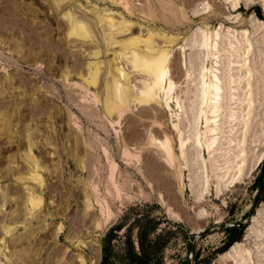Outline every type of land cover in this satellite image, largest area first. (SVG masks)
Segmentation results:
<instances>
[{"label":"rangeland","instance_id":"374dc122","mask_svg":"<svg viewBox=\"0 0 264 264\" xmlns=\"http://www.w3.org/2000/svg\"><path fill=\"white\" fill-rule=\"evenodd\" d=\"M229 4L0 0V264H134L125 242L141 257L138 228L145 264H186L206 230L191 264H243L236 243L246 264H264V191L252 209L264 175V0ZM242 31L254 82L238 88L240 110L226 84L244 58ZM216 71L224 119L246 120L251 103L254 120L245 139L241 125L222 124L213 155L205 103ZM226 166L241 170L233 183L217 180Z\"/></svg>","mask_w":264,"mask_h":264},{"label":"bare ground","instance_id":"6f19581e","mask_svg":"<svg viewBox=\"0 0 264 264\" xmlns=\"http://www.w3.org/2000/svg\"><path fill=\"white\" fill-rule=\"evenodd\" d=\"M242 0H225V2H228V3H230L229 5H230V7H231V9H232V11H236L238 8H239V6H240V2H241ZM255 0H243V2L245 3V5H248V4H252V2H254ZM243 19V18H242ZM230 20V18L228 19V21ZM232 20V19H231ZM230 20V21H231ZM235 21V20H234ZM234 21H232V22H234ZM241 21V20H240ZM237 23V22H236ZM231 24V23H230ZM233 24V23H232ZM81 27V26H80ZM76 29H77V27H76ZM219 29H221V28H219ZM74 30V29H73ZM228 31V30H227ZM240 31V30H239ZM73 32H75V31H73ZM257 32V31H256ZM202 33V32H201ZM72 34V33H71ZM75 34V33H74ZM239 35H241L243 38H244V44H243V52H242V54H243V56H244V58H243V61H242V64H238L237 66H234V67H232V69H230V70H232L233 71V69H237V71L236 72H234V73H236L237 74V78H230L229 80H228V84H226V85H228V87H227V90H228V98H229V100L227 101V105H229L231 108L230 109H236V108H240V110H241V107H242V103H238V99H236L235 98V96H237V95H240L239 93H238V88L240 87V85L243 83V86L241 87L242 88V92H240V93H244V91L246 90V92H249V91H251V89H252V81L254 82V80H253V72H254V69L253 68H251V64H250V62H246V60H248L249 59V57L252 55V52H253V50H252V45H251V43H250V41H249V39L247 38V32L246 31H242ZM196 36H197V34H196ZM200 36V35H199ZM214 36V35H213ZM221 36H219V33H218V31H217V33L215 34V37L212 39V42H213V44H210V46H209V50L211 51V52H214V54L215 55H217L218 53H219V51H221V49L222 48H220V43H223L222 41H221V39L222 38H220ZM229 37H230V35H229ZM235 36L233 35V37H232V39H233V41H230L231 43L233 42V49H234V51L237 53H239V50H240V48H241V43H240V41L238 40V39H235L234 38ZM200 39H198V37H197V43H198V45H197V47H198V49L200 50L202 47H204L205 45H209L208 44V42H209V40L205 37V36H201V37H199ZM239 38V37H238ZM251 39V38H250ZM228 40V39H227ZM224 42H225V40H224ZM194 43H195V41H194ZM196 44V43H195ZM227 44V43H226ZM225 44V45H226ZM223 45V44H222ZM229 45H231V44H229ZM227 46H228V44H227ZM254 46V45H253ZM256 46V45H255ZM196 47V48H197ZM207 47V46H206ZM230 48H231V46H230ZM232 49V48H231ZM232 49V50H233ZM197 50V49H196ZM223 50V49H222ZM198 51V50H197ZM208 51V50H207ZM224 51V50H223ZM229 51V50H228ZM206 52V51H205ZM226 52V51H225ZM204 53V52H203ZM236 53H235V55L234 56H236ZM207 54V53H206ZM220 54V53H219ZM229 55V54H228ZM203 56V55H202ZM208 56H209V54H208ZM231 56V55H230ZM238 57V56H237ZM135 58V57H134ZM140 58V57H139ZM207 58V57H206ZM214 58V57H213ZM242 58V57H241ZM208 59V58H207ZM232 59V58H231ZM240 59V58H239ZM135 60V59H134ZM216 62H215V67H216V69H219V61L218 60H220L219 59V57H218V55H217V57H216ZM242 60V59H241ZM251 60H252V58H251ZM263 60V59H262ZM204 61H207V60H203V62H200L201 63V65L203 66V65H205V63H204ZM221 61V60H220ZM133 62V61H132ZM138 62V61H137ZM237 62H238V60H237ZM263 62V61H262ZM204 63V64H203ZM138 64V63H137ZM229 64H231V62L229 63ZM228 64V65H229ZM92 65V64H91ZM132 65H133V63H132ZM232 65V64H231ZM231 65H229V67L231 66ZM252 65H254L253 64V62H252ZM259 65V64H258ZM200 66V65H199ZM134 67H136V66H134ZM142 67V66H141ZM201 67V66H200ZM256 67V66H255ZM94 68L96 69V67L94 66ZM93 68V69H94ZM138 68V67H137ZM140 68V67H139ZM81 70V69H80ZM89 70V69H88ZM98 70V69H97ZM157 70V69H156ZM228 70V69H227ZM90 71V70H89ZM155 71V70H154ZM174 71H175V73L176 74H179L180 73V69L178 68V66H176L175 68H174ZM198 76H199V81H197V86H196V88L195 89H197L196 91H199L200 93L203 91V89H204V83H203V67H201V68H198ZM204 71H205V68H204ZM77 72V71H76ZM157 72V71H156ZM214 72V71H213ZM228 72H229V70H228ZM256 72V71H255ZM89 73H91V72H89ZM153 73V72H152ZM183 73V72H182ZM230 73V72H229ZM257 73V72H256ZM218 72L216 71V74L215 75H213V79L212 80H210L211 81V83L209 84V86H208V91H209V102H207V104L205 103V108H207V111H209V115L210 116H207V122H206V129H207V135H208V137H209V140L210 141H208V142H210V143H208L209 145H207L208 147H207V151L209 152V153H212L213 155H214V153H216L217 152V150H218V148H219V144H218V137H219V135L222 133L221 132V129H222V124H223V126L225 125L227 128H231L230 129V131L229 132H232L233 131V127L234 126H242V129L244 130L243 132H242V136H243V139H245V137H246V135H247V133L250 131V127H251V125H252V118H253V120H254V117H252V111H253V108L251 107V106H253V105H251V103H249V105H248V107L247 108H245V110H247V113H246V115H247V119L246 120H241V121H237V117L235 118L234 117V115L233 114H230L229 116H228V118L227 119H224V116L222 115V107H223V97H225V96H223V94H224V90H223V84L224 83H222L223 81H221V79H220V77L218 76ZM93 75H96V73L95 74H93ZM80 76H81V74H80ZM83 76V75H82ZM91 76V75H90ZM223 77V76H222ZM262 77V76H261ZM85 79H86V77H84ZM224 78V77H223ZM91 79H93V78H91ZM126 79H128V78H126ZM88 80V79H87ZM141 80V79H140ZM223 80V79H222ZM134 82V81H133ZM257 82V81H256ZM260 82V81H259ZM129 84H131V83H129ZM256 84V83H255ZM206 85H207V83H206ZM256 86V85H255ZM205 90V89H204ZM199 92H198V94H199ZM252 93V92H251ZM254 93V92H253ZM247 94V93H246ZM201 95H203L202 93H201ZM208 95V94H207ZM248 95V94H247ZM254 95V94H253ZM250 96V95H249ZM198 97V96H197ZM202 97V96H201ZM199 98V97H198ZM200 99V98H199ZM198 99V101H197V108H198V110H201L200 108H201V106L203 105V103H202V101H203V98H201L200 100ZM252 99H253V97H252ZM249 100V99H248ZM119 101V100H118ZM119 104V103H118ZM116 105V104H115ZM122 106H123V104H122ZM128 106V105H127ZM129 107V106H128ZM127 108V107H126ZM224 108V107H223ZM116 109V108H115ZM225 109V108H224ZM131 110V109H130ZM244 110V111H245ZM126 111V110H125ZM229 111V110H228ZM121 112V111H120ZM119 112V113H120ZM123 112L124 111H122L121 113V115H124L123 114ZM198 112H200V111H198ZM197 112V113H198ZM114 113V112H113ZM125 113V112H124ZM243 113V112H242ZM200 114V113H199ZM206 115V114H205ZM117 116H118V113H117ZM245 117V116H244ZM243 117V118H244ZM201 118H202V116H201ZM241 119V118H240ZM206 120V119H205ZM222 120L224 121V122H222ZM220 121L222 122L221 124H220ZM192 122V121H191ZM199 122H200V116L199 115H197L196 117H195V120H194V127L192 128V129H194V131L197 129V126H198V124H199ZM225 127V128H226ZM135 131V130H134ZM134 133V132H133ZM192 134H194V133H192ZM249 134V133H248ZM140 136V135H139ZM137 138H139V137H137ZM197 142V141H196ZM229 144V143H228ZM231 144V143H230ZM235 146H236V144H235ZM234 148V147H233ZM244 148V147H243ZM241 150V149H240ZM243 150V149H242ZM243 152V151H242ZM200 154V153H199ZM238 157V156H237ZM264 160V153L263 154H260L258 157H257V159H256V163H255V166H257V165H259L260 163H261V161H263ZM227 163V162H226ZM226 165V164H225ZM227 167V166H226ZM201 169V168H200ZM217 171V170H216ZM233 171H234V169L232 168V167H230V166H228L227 167V170L224 172V174H223V176H220V174L221 173H217V176H218V182L219 183H221V182H223L224 181V179L228 176L229 178H227V181L230 179V183H233L234 181H235V179L238 177V175L240 176V173H241V170L240 169H238L237 170V172H239L238 173V175H237V177H236V173H235V175L234 174H232L233 173ZM232 174V175H231ZM238 181V180H237ZM255 220H256V217H253V222H255ZM232 252H234V253H239L240 254V256H241V261H243V264H246L247 263V261H249V259L247 258H245L249 253H250V251H248V250H246V249H244V248H241V246L239 245V243H236V245L232 248V250H231Z\"/></svg>","mask_w":264,"mask_h":264},{"label":"water","instance_id":"95a60500","mask_svg":"<svg viewBox=\"0 0 264 264\" xmlns=\"http://www.w3.org/2000/svg\"><path fill=\"white\" fill-rule=\"evenodd\" d=\"M263 191H264V175H263V178H262L261 184H260V186H259V189H258V191H257V193H256V196H255V199H254V202H253V205H252V209H253L254 206L257 204V201H258L259 197L262 195ZM252 209H251L250 212L248 213V217H249V215L251 214ZM248 217L246 218V221H248ZM246 221H245V222H246ZM243 224H244V223H236V224H226V225H221V226H218V227L214 228V230L225 229V228H229V227H240V226H242ZM209 231H210V230L203 231V232H201L200 234H198V235L194 238L192 244L190 245V249H189V253H188V258H187V262H186V264H191V259H192L193 251H194V243H195L196 238H197L198 236H200V235H203V234L208 233Z\"/></svg>","mask_w":264,"mask_h":264},{"label":"trees","instance_id":"16d2710c","mask_svg":"<svg viewBox=\"0 0 264 264\" xmlns=\"http://www.w3.org/2000/svg\"><path fill=\"white\" fill-rule=\"evenodd\" d=\"M235 228H228V230H234ZM142 230H140L138 228V231H137V237H136V240H137V246H138V249L141 253V257H136L134 255V252H133V245L131 243V241L127 240L125 242V251H126V254L129 258L133 259V263L134 264H145L141 258L144 257V251H143V248H142ZM106 241V239L104 238V242ZM102 252L104 253L105 252V247L103 246L102 248Z\"/></svg>","mask_w":264,"mask_h":264}]
</instances>
